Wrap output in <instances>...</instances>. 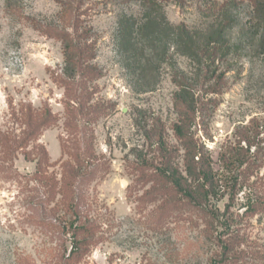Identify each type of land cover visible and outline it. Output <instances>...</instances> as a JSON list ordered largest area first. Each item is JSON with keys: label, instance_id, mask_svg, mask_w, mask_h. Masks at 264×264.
Segmentation results:
<instances>
[{"label": "rangeland", "instance_id": "374dc122", "mask_svg": "<svg viewBox=\"0 0 264 264\" xmlns=\"http://www.w3.org/2000/svg\"><path fill=\"white\" fill-rule=\"evenodd\" d=\"M154 1L157 6L150 10L141 0H0V264H55L63 255L60 231L39 223L36 205L39 198H48L45 180H52L56 187L45 209L58 210L55 217L62 219L61 164L68 160L62 144L69 137L65 87L59 80L63 46L56 35L64 29L87 32L86 44L95 54L91 64L101 73L87 82L90 105L106 112L85 125L104 168L87 188L99 241L78 264H209L213 237L224 228L206 234L203 221L184 211L158 223L159 201L141 198L151 186L143 182L142 165L156 154L159 134L169 146L178 145L173 133L176 78L195 90L201 115L197 137L205 141L215 170L220 147L251 119L259 120L264 137V54L259 46L264 26H256L249 6L261 0ZM147 15L153 26L139 32ZM125 19L133 33L124 39L120 25ZM178 25L199 46L224 26L222 47L209 66L213 75L205 73L208 62L181 54ZM212 86L214 93L209 92ZM27 110L49 111L53 122L21 145ZM43 154L45 179L39 180L35 173ZM247 193L237 194L231 208L235 216L243 211ZM227 202L217 203L220 212ZM235 222L242 249L256 252V260L248 257V263L264 264V216L236 217ZM67 240L69 251V235Z\"/></svg>", "mask_w": 264, "mask_h": 264}, {"label": "trees", "instance_id": "16d2710c", "mask_svg": "<svg viewBox=\"0 0 264 264\" xmlns=\"http://www.w3.org/2000/svg\"><path fill=\"white\" fill-rule=\"evenodd\" d=\"M135 1L140 2V0ZM141 3L150 10L157 6L154 0H141ZM249 6L254 15L252 19L254 22L257 21L256 26L263 27L264 0L250 2ZM145 18L148 19L138 27L139 32L140 29L144 32L148 31L149 27L153 26L148 23L150 16L147 15ZM130 24V19H125L120 25V34L124 39L125 36L133 33L131 32L133 24ZM65 30L57 32L56 35L63 46V77L59 80L65 87L64 127L69 137V140L62 144L64 153L68 157V160L61 164L59 206L61 205L62 219L58 221V217H55L58 210L45 209V203L52 201L51 194L56 187L52 184V180H45L49 196L46 200L39 198L36 207L39 223L60 231L63 255L55 264H78L89 249L99 241L97 238L99 225L89 215L87 188L104 168V163L99 161L92 148L91 135L86 134L85 125L90 124L100 112L102 115L106 112L101 111L98 105H90L92 92L88 91L87 82L96 80L101 73L91 64L95 54L92 46L86 44L87 32L78 33V29H75V33L70 34ZM175 31L183 46L181 54L208 62L205 73L213 75L215 69L210 71L209 66H214L222 47L223 41L220 40H223L221 36L224 33V26L206 37L205 44L200 46L196 45L192 33L183 25L176 26ZM259 46L261 54H264V31ZM223 75L220 73L217 79ZM174 83L177 90L173 93V108L177 118L173 124V133L178 145L169 146L163 134H159L155 143L156 154L153 155L151 162H147L146 159L143 161L141 171L143 182L151 186L141 198H148L149 202L159 201L155 215L156 221L160 224L173 214L184 211L203 221L206 234L214 236L213 234L220 227L224 228L213 237L212 245L215 251L210 257L209 264H249L248 257L254 259L256 252L247 253L242 249L243 236L234 225H236V217L241 218L242 221L245 218L264 216V176L259 177V171L264 167V137H261L259 120L251 119L248 125L236 130L233 141L220 147L217 155L218 168L215 170L205 141L197 137L200 132L196 128L199 126L197 120L201 115L195 90L184 79L176 78ZM214 87H208L210 93L216 92ZM21 120L26 129L23 132L24 138L19 142L21 145H25L28 139L37 136L42 127L53 122L49 111L35 113L27 110L23 112ZM205 134L207 137V133ZM20 144L16 147L19 148ZM42 156L37 162L35 173L37 177L39 176V180L45 179L42 177L45 156L44 154ZM178 156L180 163L176 161ZM154 160L157 161L156 164ZM243 189L248 191V195L240 206L243 211L235 216L231 208L237 194ZM224 198L228 202L224 205L223 212H220L217 203ZM67 235L70 240L69 251L65 247L68 241Z\"/></svg>", "mask_w": 264, "mask_h": 264}]
</instances>
